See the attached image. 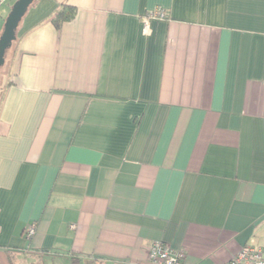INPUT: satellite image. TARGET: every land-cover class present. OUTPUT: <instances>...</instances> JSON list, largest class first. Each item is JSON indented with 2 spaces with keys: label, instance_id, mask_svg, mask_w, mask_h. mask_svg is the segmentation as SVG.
I'll return each mask as SVG.
<instances>
[{
  "label": "crops",
  "instance_id": "crops-1",
  "mask_svg": "<svg viewBox=\"0 0 264 264\" xmlns=\"http://www.w3.org/2000/svg\"><path fill=\"white\" fill-rule=\"evenodd\" d=\"M155 240L181 264L264 243V0H33L0 72V264Z\"/></svg>",
  "mask_w": 264,
  "mask_h": 264
},
{
  "label": "built area",
  "instance_id": "built-area-1",
  "mask_svg": "<svg viewBox=\"0 0 264 264\" xmlns=\"http://www.w3.org/2000/svg\"><path fill=\"white\" fill-rule=\"evenodd\" d=\"M6 0H0V5ZM164 18L162 9L148 12L144 17V28L146 30L149 18ZM35 231L34 225L26 229V236L30 237ZM184 257L183 250L172 249L166 242L161 240L152 241L147 246L146 264H181ZM228 264H264V243L261 245L243 246L228 262Z\"/></svg>",
  "mask_w": 264,
  "mask_h": 264
},
{
  "label": "water",
  "instance_id": "water-1",
  "mask_svg": "<svg viewBox=\"0 0 264 264\" xmlns=\"http://www.w3.org/2000/svg\"><path fill=\"white\" fill-rule=\"evenodd\" d=\"M33 0H15L5 18L0 34V68L4 64L7 50L16 39L17 26Z\"/></svg>",
  "mask_w": 264,
  "mask_h": 264
},
{
  "label": "trees",
  "instance_id": "trees-1",
  "mask_svg": "<svg viewBox=\"0 0 264 264\" xmlns=\"http://www.w3.org/2000/svg\"><path fill=\"white\" fill-rule=\"evenodd\" d=\"M75 12V7L67 4H62L60 9L56 12L52 21L54 22L55 26L59 28L64 21L72 19L75 15ZM3 65L0 68V72Z\"/></svg>",
  "mask_w": 264,
  "mask_h": 264
},
{
  "label": "rangeland",
  "instance_id": "rangeland-1",
  "mask_svg": "<svg viewBox=\"0 0 264 264\" xmlns=\"http://www.w3.org/2000/svg\"><path fill=\"white\" fill-rule=\"evenodd\" d=\"M14 1H15V0H13V2H14ZM13 2H12V3H13Z\"/></svg>",
  "mask_w": 264,
  "mask_h": 264
}]
</instances>
